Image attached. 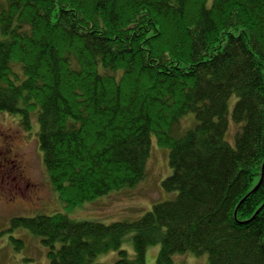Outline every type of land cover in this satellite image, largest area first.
Wrapping results in <instances>:
<instances>
[{
  "label": "trees",
  "instance_id": "obj_1",
  "mask_svg": "<svg viewBox=\"0 0 264 264\" xmlns=\"http://www.w3.org/2000/svg\"><path fill=\"white\" fill-rule=\"evenodd\" d=\"M35 111L69 207L138 185L154 137L177 192L136 221L14 218L50 264H146L153 245L157 264H264V0H0V113L31 129Z\"/></svg>",
  "mask_w": 264,
  "mask_h": 264
},
{
  "label": "rangeland",
  "instance_id": "obj_2",
  "mask_svg": "<svg viewBox=\"0 0 264 264\" xmlns=\"http://www.w3.org/2000/svg\"><path fill=\"white\" fill-rule=\"evenodd\" d=\"M20 73L23 77V71ZM237 99V96H234L229 102L230 127L227 137L231 144L235 143V134L239 128L231 117ZM20 117L19 114L0 113V149L3 150V143L4 145L9 143L12 146L13 151L18 154L17 156L25 166L30 181L35 185L36 192L30 198H25L26 202L14 205L9 202L12 195L0 194V264H50L47 249L40 237L35 236L27 228L13 227L14 218L61 213L74 220L104 224L136 221L152 210L155 204L168 201L177 194L164 189L163 182L172 174L173 169L170 165L169 150L160 146L154 137L146 177L138 185L124 187L106 196L69 207L59 199L50 184L39 147L40 126L37 111L31 115V129H26L20 123ZM9 180H12V176ZM11 238L23 240L24 247L16 250ZM123 248L134 256V247L130 239H126ZM160 248V245L148 248L146 264H157ZM117 260L118 252L112 251L95 258L94 264H115ZM173 260L175 264H210L207 253L201 256L192 252L175 254Z\"/></svg>",
  "mask_w": 264,
  "mask_h": 264
},
{
  "label": "flooded vegetation",
  "instance_id": "obj_3",
  "mask_svg": "<svg viewBox=\"0 0 264 264\" xmlns=\"http://www.w3.org/2000/svg\"><path fill=\"white\" fill-rule=\"evenodd\" d=\"M17 155L9 143H3V150L0 149V194L12 195L9 200L12 205L24 202L36 192L35 185L30 181L26 168ZM11 176L12 180H9Z\"/></svg>",
  "mask_w": 264,
  "mask_h": 264
},
{
  "label": "water",
  "instance_id": "obj_4",
  "mask_svg": "<svg viewBox=\"0 0 264 264\" xmlns=\"http://www.w3.org/2000/svg\"><path fill=\"white\" fill-rule=\"evenodd\" d=\"M263 167H264V165H263ZM264 170V169H263ZM263 177H264V174H263V176H262V179H263ZM262 179H261V181H262Z\"/></svg>",
  "mask_w": 264,
  "mask_h": 264
}]
</instances>
